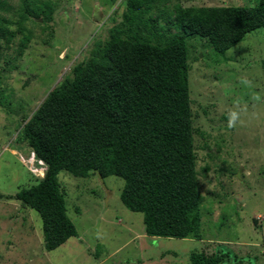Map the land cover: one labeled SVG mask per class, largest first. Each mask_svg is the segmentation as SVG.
Instances as JSON below:
<instances>
[{
  "label": "rangeland",
  "instance_id": "374dc122",
  "mask_svg": "<svg viewBox=\"0 0 264 264\" xmlns=\"http://www.w3.org/2000/svg\"><path fill=\"white\" fill-rule=\"evenodd\" d=\"M123 1L2 0L1 196L42 179L39 164L37 173L26 164L29 150L18 141L20 130L49 93L72 77L74 66L88 60L94 45L109 40L122 21ZM259 1L165 0L150 15L166 26L176 5L254 7ZM188 47L202 239L148 237L143 215L120 200L122 178H78L63 171L59 180L78 237L46 251L37 212L0 197V264H190L191 253L211 255L215 248L245 264H264V28L223 55L198 36L188 39ZM232 111L240 119L230 128Z\"/></svg>",
  "mask_w": 264,
  "mask_h": 264
},
{
  "label": "trees",
  "instance_id": "16d2710c",
  "mask_svg": "<svg viewBox=\"0 0 264 264\" xmlns=\"http://www.w3.org/2000/svg\"><path fill=\"white\" fill-rule=\"evenodd\" d=\"M161 1L124 0L109 40L94 45L20 130L28 158L34 154L46 171L36 185L0 197L37 212L48 252L78 237L59 180L63 171L122 178L120 200L143 215L148 237L202 239L188 39H205L223 55L264 28V0L254 7L176 5L166 26L150 15ZM189 261L245 264L219 248L191 253Z\"/></svg>",
  "mask_w": 264,
  "mask_h": 264
},
{
  "label": "built area",
  "instance_id": "2783aa9c",
  "mask_svg": "<svg viewBox=\"0 0 264 264\" xmlns=\"http://www.w3.org/2000/svg\"><path fill=\"white\" fill-rule=\"evenodd\" d=\"M23 160H25L24 158H22ZM26 164L31 166V170H35L34 172H38V168H36V164H39V166L41 167V172H40V176L43 178L44 177V173L46 171V166L44 163L42 162H37L35 159L34 154H32L29 158H27L26 160Z\"/></svg>",
  "mask_w": 264,
  "mask_h": 264
},
{
  "label": "clouds",
  "instance_id": "9594fccd",
  "mask_svg": "<svg viewBox=\"0 0 264 264\" xmlns=\"http://www.w3.org/2000/svg\"><path fill=\"white\" fill-rule=\"evenodd\" d=\"M240 119V115L238 112L236 111H232L229 113V120H228V126L231 127H235L237 122Z\"/></svg>",
  "mask_w": 264,
  "mask_h": 264
},
{
  "label": "crops",
  "instance_id": "0c3cea01",
  "mask_svg": "<svg viewBox=\"0 0 264 264\" xmlns=\"http://www.w3.org/2000/svg\"><path fill=\"white\" fill-rule=\"evenodd\" d=\"M153 238H154V239H157V240L159 239V238H156V237H153ZM215 250H216V248H215ZM105 262H106V260H104L103 263H105ZM140 264H146V262H143V263L141 262Z\"/></svg>",
  "mask_w": 264,
  "mask_h": 264
}]
</instances>
